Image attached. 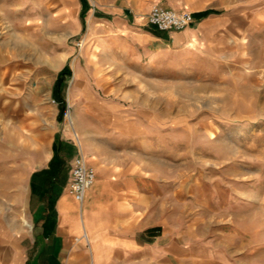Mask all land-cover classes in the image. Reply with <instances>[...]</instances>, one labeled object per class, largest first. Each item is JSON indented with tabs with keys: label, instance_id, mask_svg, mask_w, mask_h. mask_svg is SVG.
<instances>
[{
	"label": "rangeland",
	"instance_id": "obj_1",
	"mask_svg": "<svg viewBox=\"0 0 264 264\" xmlns=\"http://www.w3.org/2000/svg\"><path fill=\"white\" fill-rule=\"evenodd\" d=\"M255 9L253 19L246 3L238 33L160 47L109 29L61 33L41 0H0V120L20 121L22 156L34 135L40 152L60 128L95 168L158 174L163 208H180L183 230L191 223L220 241L238 232L264 264V0ZM66 64L82 144L68 106L62 122L50 107Z\"/></svg>",
	"mask_w": 264,
	"mask_h": 264
},
{
	"label": "crops",
	"instance_id": "obj_2",
	"mask_svg": "<svg viewBox=\"0 0 264 264\" xmlns=\"http://www.w3.org/2000/svg\"><path fill=\"white\" fill-rule=\"evenodd\" d=\"M41 1L61 33L67 25L74 34L109 29L120 36L135 33L160 47L238 33L246 3L253 6V19L256 14V0ZM154 4L193 12L195 21L185 29L161 30L148 21ZM216 21L223 22L220 29L209 28ZM61 70L51 88L56 122L63 121L61 108L66 112L69 105L65 91L70 77L56 84ZM70 97L77 100L73 92ZM78 115L69 112L81 143L87 131ZM20 138V121L6 125L0 120V264H256L253 240L238 232L220 241L198 234L191 223L183 230L180 208H163L164 181L158 174L150 176L133 164L104 167L94 160L97 178L79 202L68 186L72 162L84 154L81 147L57 128L40 152L34 135V144L22 156Z\"/></svg>",
	"mask_w": 264,
	"mask_h": 264
},
{
	"label": "built area",
	"instance_id": "obj_3",
	"mask_svg": "<svg viewBox=\"0 0 264 264\" xmlns=\"http://www.w3.org/2000/svg\"><path fill=\"white\" fill-rule=\"evenodd\" d=\"M148 21L161 30H181L191 26L195 21V16L190 11H177L160 4H154L148 13ZM52 102L57 103L54 98H52ZM67 112L68 114L70 112L69 106ZM96 178V168L89 164L84 154H79L72 162L68 192L76 200L83 202L87 189L94 184Z\"/></svg>",
	"mask_w": 264,
	"mask_h": 264
},
{
	"label": "trees",
	"instance_id": "obj_4",
	"mask_svg": "<svg viewBox=\"0 0 264 264\" xmlns=\"http://www.w3.org/2000/svg\"><path fill=\"white\" fill-rule=\"evenodd\" d=\"M72 75V70L69 66V64H67L60 72L59 76H58V80L56 82V84L59 86V84H62L66 78L70 77ZM65 115V108H61L60 114H59V118H63V116Z\"/></svg>",
	"mask_w": 264,
	"mask_h": 264
}]
</instances>
